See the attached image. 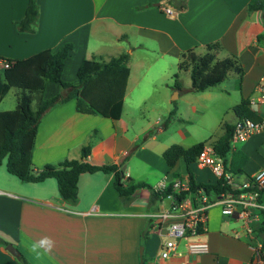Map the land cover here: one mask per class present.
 <instances>
[{"label":"crops","instance_id":"crops-1","mask_svg":"<svg viewBox=\"0 0 264 264\" xmlns=\"http://www.w3.org/2000/svg\"><path fill=\"white\" fill-rule=\"evenodd\" d=\"M254 1L38 0L37 31L21 33L17 22L25 16L29 0H0V58L13 62L45 49L57 51L63 44L72 43L74 48L65 61L63 79L68 82L69 77H76L70 80L78 84V70L85 58L96 56L109 60L125 52L130 54L131 73L121 118L80 112L77 98L52 107L38 126L33 152L35 169L58 165L65 159H81L82 148L89 146V162L117 164L122 170L125 165L127 177L154 188L165 178L171 182L190 181L183 161L171 168L163 157L164 151L175 142L172 135L166 134L167 127L162 126L161 118L144 114L142 103L154 89L147 84L163 86L161 79L167 76L171 83L175 72H179L183 52L194 49L202 53L208 43L219 41L223 46L219 57L235 56L243 66L242 82L235 72L229 76L235 77L241 97L250 98L264 74V38L258 37L264 33V12L249 10V4ZM167 7L173 9V15L165 12ZM180 78L183 92L166 88L186 102L195 100L205 108L207 100L223 93V90L213 92V87L203 92L191 91L190 70L180 71ZM14 90L10 89L0 101L1 105L14 93L15 99L9 101L11 108L0 111L16 108ZM60 92L58 83L48 81L44 97L51 98ZM197 107L192 104V110L203 115ZM251 107L264 118V103ZM172 108L168 105L166 111L177 114L178 108ZM238 120L236 116L231 123L222 122L224 133L227 124L235 126ZM152 129L156 131L146 136ZM185 130L177 131L182 141L189 138ZM136 144L138 149L129 155ZM262 167L264 130L234 146L227 158L228 170L239 181L248 179ZM190 168L199 183L219 180L211 167L201 166L197 159ZM173 172H179L180 177H173ZM115 178L114 173L103 171L83 173L79 178L78 201L69 203L61 197L55 178L40 183L22 182L8 172L5 162L0 166V238L7 244L0 241V264H23L21 254L29 264H251L256 261L253 248L264 245V236L258 230L262 214L252 223L254 231L250 234L242 220L224 215L221 205L209 209L206 229L196 238L209 244L207 253L184 252L181 256L163 258L161 249L169 236L165 227L162 234L159 232L155 221L161 198L154 202L152 189L145 187L125 203L115 187ZM260 201L264 205V191ZM44 237L54 241L51 250L33 251V245ZM9 243L19 250V256L7 249ZM179 248L185 251L184 241H180Z\"/></svg>","mask_w":264,"mask_h":264},{"label":"trees","instance_id":"trees-1","mask_svg":"<svg viewBox=\"0 0 264 264\" xmlns=\"http://www.w3.org/2000/svg\"><path fill=\"white\" fill-rule=\"evenodd\" d=\"M249 10L264 12V0L250 3ZM39 16L38 0H29L25 16L17 22L19 32H36ZM258 37L263 39L264 33ZM73 48L72 43H65L57 51L45 49L28 58L14 60L9 68L0 70V101L12 88L17 90L18 101L16 108L0 111V166L6 162L8 172L22 182L40 183L48 178H55L61 197L69 203L78 201L80 176L83 173L97 171L115 174V187L125 203L132 200L138 189L145 187L152 189V199L154 202L157 201L168 193L167 191H171V185L166 192H159L144 181L127 177L117 164H93L87 160L91 153L89 146L82 148L81 159H65L58 165L49 164L42 169H35L33 152L38 126L42 117L52 107L77 98V110L83 113H96L113 119H120L123 113L127 82L131 73L128 65L130 54L125 52L109 60L96 56L85 58L78 70L79 83L74 84L63 79L65 61ZM222 50V44L216 41L208 43L202 53L194 49L183 52L179 62V72L173 76V88L184 91L180 78V71L183 70H190L192 78L190 90L193 92H203L222 83L231 72L237 73L242 82L244 68L239 59L235 56L220 58L219 54ZM48 81L61 86V92L51 98L44 97ZM234 112L239 119H262V116L251 107L249 97L242 98L235 105ZM154 132L155 130L152 129L146 136ZM233 132L234 126L227 124L225 133L212 142L216 153L222 156L226 163L232 150ZM206 143V141L199 142L190 147L175 143L164 151L163 157L171 168H174L179 161L185 163L192 192L204 190L208 194L219 195L222 192L237 191L234 185L226 183L223 179H219L216 183L196 181L190 165L196 161ZM138 147L139 144H136L129 155ZM172 176L180 177V173L173 172ZM261 214L262 222L258 230L264 236V211ZM0 241L6 243L1 238ZM20 259L23 264H29L22 254Z\"/></svg>","mask_w":264,"mask_h":264},{"label":"built area","instance_id":"built-area-1","mask_svg":"<svg viewBox=\"0 0 264 264\" xmlns=\"http://www.w3.org/2000/svg\"><path fill=\"white\" fill-rule=\"evenodd\" d=\"M169 15H173L172 8L164 9ZM12 61L0 58V70L9 68ZM264 103V74L259 79L255 93L250 97V105ZM264 130V118L252 120L239 119L234 126L231 138L232 148L240 142H245L251 135ZM197 163L201 166H209L219 179L234 185L237 191L222 192L210 195L204 190L192 192L189 180L176 179L169 181L165 178L156 191L166 192L169 185L171 191L162 195L161 209L155 215L159 232L165 227L169 236L163 243L161 256L170 258L181 256L186 252L190 255H199L209 251L206 241L196 238L206 229L208 211L214 205L222 206V213L226 216L237 217L242 220L248 233L254 229L252 223L260 218L264 211V205L260 201L261 192L264 189V167L246 180L239 181L238 176L230 172L225 159L216 153L212 144H206L197 157ZM184 241L185 251L179 248L180 241ZM256 261L251 264H264V245L253 248Z\"/></svg>","mask_w":264,"mask_h":264},{"label":"rangeland","instance_id":"rangeland-1","mask_svg":"<svg viewBox=\"0 0 264 264\" xmlns=\"http://www.w3.org/2000/svg\"><path fill=\"white\" fill-rule=\"evenodd\" d=\"M163 6H165V4H163ZM154 70H156V68L153 67V71ZM71 78L76 77H69L68 82H72V80H70ZM161 80L163 86L158 84L157 87H155L153 84H147L149 88L154 89L151 90L149 99L145 101V103H142V109L147 117L150 116V118L153 117L155 119L161 118L162 126L165 125L167 127L166 134L168 136L172 135L175 143L185 145L195 144L206 140L213 142L224 133V127L221 123H231L236 119L233 107L237 102H240L242 97L240 90H236L235 77L229 76L222 83L212 88L213 92L223 90V93L207 100L205 108L200 106L201 102H195L194 99V101L186 102L184 98L176 97L175 91L168 90L166 86L173 88L174 83V81L169 83L168 80H170V77L167 76ZM224 89H227L228 91ZM14 91L17 90L15 89ZM13 99H15V96L14 93L11 92L8 100H5V102L0 105V109L11 108L9 101H12ZM170 102H172V104H170ZM193 103L198 106V112L201 111L204 113L203 115L192 110ZM168 105H172L173 110L178 108L177 114H175V112H173V114L167 112L166 109ZM182 128H185L186 134L189 135V138L186 141H182L177 132ZM241 143L243 142L238 143L237 146H240Z\"/></svg>","mask_w":264,"mask_h":264},{"label":"clouds","instance_id":"clouds-1","mask_svg":"<svg viewBox=\"0 0 264 264\" xmlns=\"http://www.w3.org/2000/svg\"><path fill=\"white\" fill-rule=\"evenodd\" d=\"M53 246H54V241L50 237H44L33 245V251H35L37 248H44L46 250H51Z\"/></svg>","mask_w":264,"mask_h":264},{"label":"water","instance_id":"water-1","mask_svg":"<svg viewBox=\"0 0 264 264\" xmlns=\"http://www.w3.org/2000/svg\"><path fill=\"white\" fill-rule=\"evenodd\" d=\"M125 169H126V166L124 165L123 166V172H125ZM7 249H9L14 255H17V256L20 255L19 250L13 244H11V243H9L7 245ZM142 252H143V248H141V254H142Z\"/></svg>","mask_w":264,"mask_h":264}]
</instances>
